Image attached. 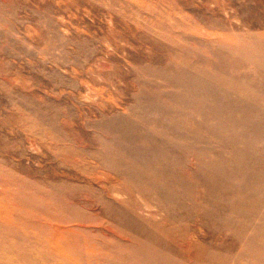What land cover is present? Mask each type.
<instances>
[{"label":"rangeland","instance_id":"rangeland-1","mask_svg":"<svg viewBox=\"0 0 264 264\" xmlns=\"http://www.w3.org/2000/svg\"><path fill=\"white\" fill-rule=\"evenodd\" d=\"M216 90L241 99L244 108H264V0H0V207L10 201L21 208L10 221L0 209V238L16 240L14 264H58L25 239L34 233L21 219L36 211L45 216H35L38 227L46 235L63 233L87 264L130 260L132 240L110 222L68 219L77 213L60 205L66 191L84 198L93 191L114 208L134 209L146 228L164 227L170 237L164 245L186 244V264H208L203 258L210 255L240 264L248 253L264 264L262 246L247 249L239 236L248 212L236 218L227 203L240 198L241 182L228 177L223 187L219 181L208 205L212 219L192 223L183 222L186 208L163 210L156 196L146 201L135 191L129 203L126 177L111 171V150L126 146L132 161L164 159L161 170L172 179L167 186L177 187L175 172L199 174L185 151L166 141L163 148L149 145L152 135L135 119L160 96L165 123L170 117L174 126V112L195 109L199 117L207 111L202 99ZM253 148L257 160L264 158L263 143ZM256 186L262 210L254 214L264 222V180ZM58 225L109 237L72 238Z\"/></svg>","mask_w":264,"mask_h":264},{"label":"bare ground","instance_id":"bare-ground-1","mask_svg":"<svg viewBox=\"0 0 264 264\" xmlns=\"http://www.w3.org/2000/svg\"><path fill=\"white\" fill-rule=\"evenodd\" d=\"M208 95L200 103V108L207 111L199 117L195 116V109L190 114H185L182 111L174 112L176 117L174 126L170 121V117H166L170 124L165 123L164 100L159 98L160 96L144 113H141L138 118H134L136 120L135 124H140L153 136H149L151 140L149 145L163 148L164 141H166L177 147L182 154L185 151L187 158L192 159V162H197L200 173L192 175L186 171L181 172V174L175 172V175L171 177L176 179L177 187L167 186L171 184L172 179L166 178V174L164 175L161 170V165L164 167V159L157 157L152 160L143 157L140 161H132V152L126 146H119L118 149L111 150L115 154L114 159H116L111 171H116L119 175L126 177L128 184L125 186L124 191L128 196L129 203L133 199L135 191H138L146 201H150L151 196H156L161 200L160 206L163 210H170L173 205H177L181 209L186 208L188 213L184 215L183 222L193 221L192 223H194L199 216H201L203 222H206L212 219L208 205L211 202L212 195L216 194L219 181H221V186L226 187L229 177L241 182L242 189L245 192H242L240 198L237 199L227 200L226 197L227 203L230 202L231 210L236 214V218L238 215H243L239 212L241 210L252 214L262 210L260 204L262 194L256 183L261 181V178L264 180V158L257 160L251 151L258 143L264 144V108L257 105L244 108L242 100L233 99L228 95V92L220 93L216 90L215 93ZM187 104L189 107L190 102L184 100L182 102L183 108ZM140 165L144 166V171L137 169L136 166ZM164 186L170 189V193L164 194ZM247 192H253L254 196H248ZM92 194L93 191H88L84 198L79 192L66 191L64 195H60L62 198L60 205L76 211L77 214L68 217L71 222L84 219L97 222L108 221L112 224L113 229L117 230V234L132 240L131 245L127 248L130 253V260L118 258L112 264H186L187 261L182 251L186 248L184 241L179 242V247L177 245H164V238H170L168 234H164V227H160L161 232L157 228L148 229L142 223V220L135 216L134 209H131L130 212V210L125 211L114 208L111 204L95 199ZM1 204L0 209L4 211L2 217L6 216L9 221L13 218L14 212L21 209L16 205L13 206L10 201ZM126 204L122 205L125 206ZM60 205L58 204L59 209L64 210ZM98 206H101L102 209H99ZM39 212L36 211L35 216L41 214L45 218L44 214ZM89 212L95 216L90 215ZM248 213L246 214L247 219L245 218L247 224L241 227L239 236H243L244 240L246 239L247 249L260 251L261 246L264 249V222L261 217H258V213L252 216H249ZM20 215L22 214L20 213ZM35 216H31L33 218L29 220H25L27 218L24 219V216L21 219L22 223L34 233V238H25L28 239L27 241L33 249L49 255L58 264H78L81 261L87 264L86 254L79 256L81 253L76 251L75 244L63 239L64 234L57 230L53 232L50 229L48 235H46L43 229L38 227L40 223L36 221ZM139 220L141 222H138ZM229 220L230 224L236 221L235 219ZM102 224L104 223L102 222ZM58 227L60 226L58 225ZM60 228L68 227L62 226ZM68 231L72 232V238H86L85 236H90V238L109 237L105 233L94 230L80 233L74 227L68 228ZM15 244L16 240L14 238H0V264H14L13 258L16 257V250L13 246ZM79 248L77 247V249ZM248 251L253 252L254 250ZM257 254H243L238 258V261L240 264H255V255ZM261 254L264 255V250ZM39 259L40 257L36 258V260ZM203 259L207 260L208 264H230L233 260L231 256L219 259L212 255ZM235 261L237 260L235 259ZM42 263L47 264L45 260ZM190 264H193V262Z\"/></svg>","mask_w":264,"mask_h":264}]
</instances>
